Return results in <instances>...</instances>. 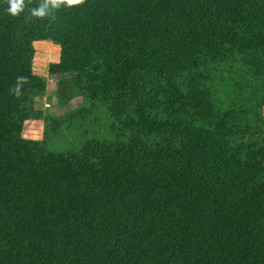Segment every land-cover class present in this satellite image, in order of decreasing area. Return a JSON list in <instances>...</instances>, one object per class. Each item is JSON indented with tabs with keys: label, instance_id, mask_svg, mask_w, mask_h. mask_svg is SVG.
Segmentation results:
<instances>
[{
	"label": "trees",
	"instance_id": "1",
	"mask_svg": "<svg viewBox=\"0 0 264 264\" xmlns=\"http://www.w3.org/2000/svg\"><path fill=\"white\" fill-rule=\"evenodd\" d=\"M7 7L0 264H264V0ZM45 72L83 103L45 116Z\"/></svg>",
	"mask_w": 264,
	"mask_h": 264
},
{
	"label": "rangeland",
	"instance_id": "2",
	"mask_svg": "<svg viewBox=\"0 0 264 264\" xmlns=\"http://www.w3.org/2000/svg\"><path fill=\"white\" fill-rule=\"evenodd\" d=\"M38 54L35 60V70L39 71L45 68L48 62L58 53V47L48 41L36 43ZM46 90L45 94L38 99V106L42 109L45 116L63 117L70 114L76 106L83 103L81 97L77 96L72 85L62 78L48 77L45 72ZM67 142L77 143L78 139L75 133L66 131ZM42 133L41 123H32L26 125L25 134L39 136Z\"/></svg>",
	"mask_w": 264,
	"mask_h": 264
},
{
	"label": "clouds",
	"instance_id": "3",
	"mask_svg": "<svg viewBox=\"0 0 264 264\" xmlns=\"http://www.w3.org/2000/svg\"><path fill=\"white\" fill-rule=\"evenodd\" d=\"M85 3V0H40L36 7L29 8L31 0H7L8 7L6 12L12 17H19L27 9L29 15L26 17L27 20L35 19H46L53 10L60 9L62 6L74 7L80 6ZM27 83V79L23 76L17 77L16 84L10 89L15 95H21V89L23 85Z\"/></svg>",
	"mask_w": 264,
	"mask_h": 264
}]
</instances>
